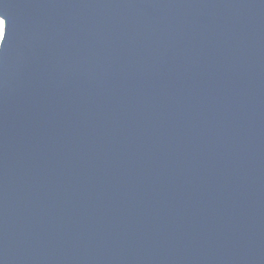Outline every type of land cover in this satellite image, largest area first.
Segmentation results:
<instances>
[{
  "label": "water",
  "instance_id": "1",
  "mask_svg": "<svg viewBox=\"0 0 264 264\" xmlns=\"http://www.w3.org/2000/svg\"><path fill=\"white\" fill-rule=\"evenodd\" d=\"M0 18V264H264V0Z\"/></svg>",
  "mask_w": 264,
  "mask_h": 264
},
{
  "label": "snow or ice",
  "instance_id": "2",
  "mask_svg": "<svg viewBox=\"0 0 264 264\" xmlns=\"http://www.w3.org/2000/svg\"><path fill=\"white\" fill-rule=\"evenodd\" d=\"M0 24L4 25V37L2 40H0V49L3 48L4 43L7 40V30H8V22L4 19H0Z\"/></svg>",
  "mask_w": 264,
  "mask_h": 264
},
{
  "label": "rangeland",
  "instance_id": "3",
  "mask_svg": "<svg viewBox=\"0 0 264 264\" xmlns=\"http://www.w3.org/2000/svg\"><path fill=\"white\" fill-rule=\"evenodd\" d=\"M2 34H3V24H0V40L2 38Z\"/></svg>",
  "mask_w": 264,
  "mask_h": 264
},
{
  "label": "clouds",
  "instance_id": "4",
  "mask_svg": "<svg viewBox=\"0 0 264 264\" xmlns=\"http://www.w3.org/2000/svg\"><path fill=\"white\" fill-rule=\"evenodd\" d=\"M3 49V48H2ZM2 49H0V50H2Z\"/></svg>",
  "mask_w": 264,
  "mask_h": 264
}]
</instances>
